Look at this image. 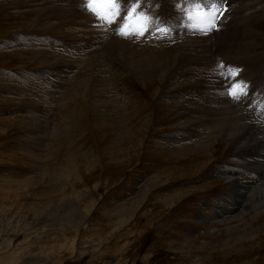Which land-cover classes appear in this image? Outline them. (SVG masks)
<instances>
[{"label":"rangeland","instance_id":"rangeland-1","mask_svg":"<svg viewBox=\"0 0 264 264\" xmlns=\"http://www.w3.org/2000/svg\"><path fill=\"white\" fill-rule=\"evenodd\" d=\"M118 2L109 23L88 0H0V250L15 244L11 264H264V197L249 193L264 191V0H140L142 36L119 34L134 0ZM42 51L128 60L83 74ZM203 59L221 101L194 88ZM237 185L248 203L226 220Z\"/></svg>","mask_w":264,"mask_h":264},{"label":"bare ground","instance_id":"bare-ground-1","mask_svg":"<svg viewBox=\"0 0 264 264\" xmlns=\"http://www.w3.org/2000/svg\"><path fill=\"white\" fill-rule=\"evenodd\" d=\"M47 1H49V0H47ZM53 2V1H52ZM55 2V1H54ZM68 4V3H67ZM57 5H59V4H57ZM77 5V4H76ZM75 5V6H76ZM171 5V4H170ZM163 6V5H162ZM60 7H62L63 8V10H65L66 11V13L69 15L70 13L71 14H73L74 12H75V8H74V6H73V4H71V5H66V3L65 4H62ZM76 8H77V6H76ZM172 8V7H171ZM37 9V8H36ZM82 9V8H81ZM50 10V9H49ZM84 10V9H83ZM41 11V10H40ZM78 11V10H77ZM162 11V10H161ZM38 12V11H37ZM80 12H81V10H80ZM241 12V11H240ZM57 13H58V9H57ZM85 13V12H84ZM174 13V12H173ZM37 14V13H36ZM48 14V13H47ZM62 14V13H61ZM60 16V15H59ZM91 16V15H90ZM41 17H42V15H41ZM77 17V16H76ZM43 18H44V15H43ZM86 18V17H85ZM88 19V18H87ZM35 20V19H34ZM37 20V19H36ZM54 20V19H53ZM238 21V20H237ZM36 22V21H35ZM55 22H57V21H55ZM54 22V23H55ZM80 23V22H79ZM92 23V22H91ZM114 23V22H113ZM237 23V22H236ZM51 24H52V22H51ZM38 25V24H37ZM68 25V24H67ZM51 26H53V25H51ZM40 28V27H39ZM81 28V27H80ZM83 28V27H82ZM36 29V28H35ZM58 29V28H57ZM90 29V28H89ZM234 30V29H233ZM76 31H77V29H76ZM75 31V32H76ZM240 31V30H239ZM50 32V31H49ZM52 32V31H51ZM187 32V31H186ZM100 33V32H99ZM228 33V32H227ZM204 34V33H203ZM58 35V34H57ZM96 36V35H95ZM101 36V35H100ZM179 36V35H178ZM193 36V35H192ZM196 36V35H195ZM204 36V35H203ZM206 36V35H205ZM219 36V35H218ZM105 37V36H104ZM208 37V36H207ZM228 37V36H227ZM50 38V37H49ZM63 38V37H62ZM96 38V37H95ZM100 38V37H99ZM192 38V37H191ZM199 38V37H198ZM202 38V37H201ZM51 39V38H50ZM66 39V38H65ZM195 39H197V38H195ZM203 39V38H202ZM224 39V38H223ZM245 39V38H244ZM54 40V39H53ZM69 40V39H68ZM91 40H92V38H91ZM105 40V39H104ZM126 40V39H125ZM231 41H233L232 39H230ZM229 40V41H230ZM239 40V39H238ZM65 41V40H64ZM78 41V40H77ZM89 41V40H88ZM102 41V40H101ZM107 41V40H106ZM119 41V40H118ZM122 41V40H121ZM120 41V42H121ZM188 41V40H187ZM197 41V40H196ZM210 41V40H209ZM227 41V40H226ZM54 42V41H53ZM69 42V41H68ZM124 42V41H123ZM203 42V41H202ZM78 43V42H77ZM104 43V42H103ZM113 43V42H112ZM126 43H127V41H126ZM125 43V44H126ZM153 43V42H152ZM160 43V42H159ZM163 43V42H162ZM189 43H191V41L189 42ZM124 44V45H125ZM154 44H155V42H154ZM198 44V43H197ZM200 44V43H199ZM205 44V43H204ZM204 44H202L203 45V50L205 51V52H207V51H209L208 50V47H206V45H204ZM88 45V44H87ZM118 45V44H117ZM151 45V44H150ZM196 45V44H195ZM195 45H193V46H195ZM64 46V45H63ZM69 46H71V45H69ZM81 46V45H80ZM110 46H111V43H110ZM129 43H128V47L127 48H125V52H126V50H127V52H128V55H127V57L129 58V61L131 62V63H133L134 61H136L137 63H139V61H141V56L140 55H138L139 53H134L133 51H135L136 52V50H132V51H130L129 50ZM155 46H156V44H155ZM208 46V45H207ZM236 46H237V44H236ZM240 46V45H239ZM76 47H78V46H76ZM88 47H90V46H88ZM95 47V46H94ZM114 47V46H113ZM131 47V46H130ZM153 47H154V45H153ZM157 47V46H156ZM192 47V46H191ZM198 48H199V46H197ZM65 48V47H64ZM73 48H75V47H73ZM109 48V47H108ZM120 48V47H119ZM187 48H189V46L187 47ZM244 48V47H243ZM50 49H52V48H50ZM63 49V48H62ZM122 49V51H123V49L124 48H121ZM121 49H119V50H121ZM140 49H141V47H140ZM154 49V48H153ZM199 49H201V48H199ZM40 50V49H39ZM39 50H37V51H39ZM47 50V49H46ZM109 50V49H108ZM116 50V49H115ZM157 50V49H156ZM202 50V49H201ZM48 51H49V49H48ZM68 51V50H67ZM84 51V50H83ZM82 51V52H83ZM145 51V50H144ZM152 51V50H151ZM153 51H155V49L153 50ZM159 51V50H158ZM186 51V50H185ZM43 52V51H42ZM62 52V51H61ZM75 52V51H74ZM70 53L68 56H64L65 57V59L64 58H59L58 56V54H56V52L55 53H49V52H43V56H45L51 63L50 64H52V62L53 61H55L56 60V62L58 61H64V62H66V65L67 64H69V61H71V62H74V64H77V62L79 63V71H80V73H83V74H85V72L86 71H88V70H92L93 68H95L96 66H101L100 67V69H102V72H104V68H106L107 66H108V68H107V70L109 69V67H110V65H111V63L110 62H112L113 63V61L114 60H116V61H118V62H120V66H119V68L118 69H120L121 70V68H123L124 67V60H128V58L126 57V56H121V57H117L116 55H114V57L113 56H109V59L111 60V61H109V62H107V63H105V64H100V59H95V60H91V59H87L86 57H84V58H80V56H76L75 55V53ZM82 52H81V54H82ZM85 52V51H84ZM126 52V53H127ZM137 52H139V50L137 51ZM146 52V51H145ZM161 52V51H160ZM177 52H179V51H177ZM177 52H175L176 54H177ZM39 53H41V52H39ZM67 53V52H66ZM124 53V52H123ZM122 53V54H123ZM141 53H142V51H141ZM148 53H149V57H150V55H155L156 54V52L155 53H153V54H150V52L148 51ZM147 53V54H148ZM211 53V52H210ZM88 54V53H87ZM102 54V53H101ZM119 54H121V53H119ZM125 54V53H124ZM145 54V53H144ZM180 54V53H179ZM195 54H196V52H195ZM198 54H200V53H198ZM112 55V54H111ZM161 55L162 54H159V52L156 54V57L155 56H153V57H155V58H161ZM181 55V54H180ZM188 55V54H187ZM36 56H37V54H36ZM104 56V55H103ZM107 56H108V54H107ZM118 56H120V55H118ZM134 56V57H133ZM174 56V59H172L173 60V65H174V61L176 62V61H178V60H182L183 62L184 61H186V59H182V58H180L178 55H173ZM189 56V55H188ZM211 56V55H210ZM42 57V56H41ZM82 57V56H81ZM148 57V56H147ZM194 58H195V56H193ZM200 57V56H199ZM104 58V57H103ZM124 58H126V59H124ZM145 58V57H144ZM187 58V57H186ZM47 60V61H48ZM146 60V59H145ZM154 60V59H153ZM188 60H190V59H188ZM192 60V59H191ZM194 60V59H193ZM196 60V59H195ZM252 60V59H251ZM144 61V60H143ZM150 61V60H149ZM148 61V62H149ZM157 61H159L158 59H157ZM167 63H168V61H166ZM179 62V61H178ZM182 62V63H183ZM196 62V61H195ZM42 63H46L45 61L43 62L42 61ZM49 63V62H48ZM104 63V62H103ZM110 63V64H109ZM157 63V62H156ZM162 63V61L160 62V64ZM186 63H187V61H186ZM190 63V62H189ZM193 63V62H192ZM207 63H210L209 62V60H207V59H205V61H204V59L200 62V67H202L203 65L205 66V64H207ZM61 64V63H60ZM73 64V63H72ZM150 64V63H149ZM159 64V65H160ZM177 64V63H176ZM185 63H183V66H185L184 65ZM78 65V64H77ZM145 65V64H144ZM147 65V64H146ZM146 65H145V67H146ZM156 65V64H155ZM159 65H157L158 66V68L160 69V71L162 72V73H165V70H170L171 68H169V67H167V69H165V70H163V67H165V66H163V67H159ZM162 65V64H161ZM41 66V65H40ZM72 67H73V65H71ZM74 66H76V65H74ZM133 66V65H132ZM131 65H129V67H132ZM137 66H139V64L137 65ZM141 66V65H140ZM195 66V65H194ZM193 66V67H194ZM55 67V66H54ZM63 67V66H62ZM104 67V68H103ZM145 67H144V69H145ZM151 67L152 68H154L155 69V67H153L152 65H151ZM173 67V66H172ZM199 67V66H198ZM206 67V66H205ZM64 68V67H63ZM69 68H70V66H69ZM75 68V67H74ZM77 68V67H76ZM99 68V67H98ZM141 68V67H140ZM176 68H177V66H176ZM185 69H186V67H184ZM191 68V67H190ZM216 68V67H215ZM214 68V69H215ZM157 69V68H156ZM214 69L211 67V64H207V67H206V75L205 76H202L201 74H199V76L201 75L202 77H198V78H195V81H193L194 82V88L195 87H198V88H200L201 89V91L203 90V87H204V89H207L208 90V92H207V94L209 95V94H211L212 92L214 93H212L213 95H210V96H212V97H215L216 96V98L219 100V101H221L220 100V97H221V95H222V90H221V87H220V83L218 82V77L216 76V74H215V72H213L214 71ZM72 70H73V68H72ZM71 70V71H72ZM113 70V69H112ZM131 70V69H130ZM152 70V69H151ZM197 70V69H196ZM201 70H205V68H201ZM174 71V70H173ZM188 71V70H187ZM42 72V71H41ZM77 72V71H76ZM99 72V71H98ZM142 72V70L139 72V73H141ZM147 72V71H146ZM176 72V71H175ZM185 72V71H184ZM94 73H95V71H94ZM134 73V72H133ZM170 73V72H169ZM169 73H167V74H169ZM71 74V73H70ZM91 74H92V72H91ZM96 74H98V73H96ZM167 74H164L165 76H167ZM180 74V73H179ZM178 74V75H179ZM187 74H189V73H187ZM53 75V74H52ZM74 75H75V73H74ZM104 75V74H103ZM147 75V74H146ZM145 75V76H146ZM156 75V74H155ZM161 75V74H160ZM163 75V74H162ZM45 76H47L46 74H45ZM92 77V80L90 81V85L91 86H95V83H97L96 84V86H99L100 85V83H101V80H98L99 79V76L97 77L96 75H91ZM158 76V75H157ZM69 77H70V75H69ZM68 77V78H69ZM112 77V76H111ZM162 77H164V76H162ZM48 78V77H47ZM75 78V77H74ZM185 78V77H184ZM187 78V77H186ZM218 78V79H217ZM70 79V78H69ZM78 79V78H77ZM84 81H85V78H82ZM82 79H81V81H82ZM88 79V78H87ZM136 79V78H135ZM168 79V78H167ZM71 80V79H70ZM76 80V79H75ZM80 80V79H79ZM146 80V79H145ZM157 80H159L158 78H157ZM165 80V79H164ZM186 80V79H185ZM73 82H74V80H72ZM78 81V80H77ZM84 81H82V82H84ZM88 81V80H87ZM173 81V80H172ZM70 82V81H69ZM76 82V81H75ZM89 82V81H88ZM95 82V83H94ZM144 82V81H143ZM168 82V81H167ZM78 83H80V81L78 82ZM174 83H175V81H173V85H174ZM190 83V82H189ZM192 83V82H191ZM71 84H72V82H71ZM181 84V83H180ZM180 84H176L177 86H179ZM186 84H188V83H186ZM73 85V84H72ZM162 85V84H161ZM185 85V84H184ZM187 86V85H186ZM203 86V87H202ZM174 87V86H173ZM172 87V88H173ZM184 87V86H183ZM190 87H193V86H190ZM125 88V87H124ZM171 88V87H170ZM188 88V87H187ZM194 88H193V90H194ZM195 89V90H198V91H200L199 89ZM169 89V88H168ZM192 90V89H191ZM192 90V91H193ZM200 91V92H201ZM196 92V91H195ZM39 93V92H38ZM43 93V92H42ZM183 93V92H182ZM187 93V92H186ZM199 93V92H198ZM203 93V92H202ZM31 94V93H30ZM41 94V93H40ZM196 94V93H195ZM194 94V95H195ZM197 95V94H196ZM203 96V94L202 95H197L196 97H202ZM169 97V96H168ZM188 97V96H187ZM112 98V97H111ZM189 98V97H188ZM194 98V97H193ZM192 98V99H193ZM48 99V98H47ZM203 99V98H202ZM34 100V99H33ZM166 100V99H165ZM201 100V99H200ZM204 100H206V99H204ZM223 100V102L224 103H229V101H226V100H224V99H222ZM39 101V100H38ZM181 101V100H180ZM202 102H203V100H201ZM208 101V100H207ZM51 102V101H50ZM167 102V101H166ZM176 102H179V101H176ZM185 102V101H184ZM192 102H193V100H192ZM195 102V101H194ZM42 103V102H41ZM173 103H175V102H173ZM183 103V102H182ZM209 103V102H208ZM38 104V103H37ZM43 104V103H42ZM196 103H192V105H195ZM199 104V103H198ZM234 104V103H233ZM233 104L232 103H229L228 105H230V112H231V114L234 116V118H239L237 115H234V113H237V114H239L238 112H240V111H238V107H234L233 106ZM163 105V104H162ZM201 105V104H200ZM208 105V104H207ZM218 105V104H217ZM169 106V105H168ZM180 106V105H179ZM183 108L185 107V105H181ZM199 106V105H198ZM206 106V105H205ZM220 106V105H219ZM227 106V105H226ZM145 107V106H144ZM203 107V106H202ZM176 108V107H175ZM205 108V107H204ZM208 108V107H207ZM180 109V108H179ZM202 109V108H201ZM222 109V108H221ZM177 110V109H176ZM192 110V109H191ZM206 111H207V109H205ZM204 110V111H205ZM214 110V109H213ZM224 110V109H223ZM242 110V109H241ZM181 111V110H180ZM179 111V112H180ZM198 111V110H197ZM201 111H203V110H201ZM190 112V111H189ZM192 112V111H191ZM196 112V111H195ZM200 112V111H199ZM208 112V111H207ZM212 112V111H211ZM217 112V111H216ZM201 113H203V112H201ZM179 114V113H178ZM209 114V113H208ZM218 114V113H217ZM226 119L228 120V119H230V118H233L232 116H231V114H229V112H226ZM186 114L183 112L182 113V116H185ZM192 115V114H191ZM201 115V114H200ZM180 117H182L181 115H179ZM187 117V116H186ZM185 117V118H186ZM190 117V116H189ZM216 117V116H215ZM211 118V117H210ZM208 119V120H210V122H211V126H212V128L213 129H216V130H218L219 132H221V129H223V126H220V124L218 123V122H213V120H211V119ZM245 118H246V116H245ZM199 119V117H196V120L194 119V120H187V119H185L184 121L185 122H188V124H190V125H194V124H196V126H198L199 124H197V122L199 121V122H201V125L200 126H204V125H206V128L205 129H211V126H210V124H206V123H204L203 121H201V120H198ZM144 120V119H143ZM203 120H205V119H203ZM218 120V119H217ZM239 120V119H238ZM245 122V121H244ZM242 124V123H241ZM248 125V124H247ZM228 126L229 125H227V128H228ZM245 126V125H244ZM250 126V125H249ZM195 127V126H194ZM247 127V126H246ZM251 127V126H250ZM188 128V127H187ZM199 128V127H198ZM224 128H226V127H224ZM192 129V128H191ZM190 129V130H191ZM251 129H252V127H251ZM188 130V129H187ZM194 130H196V129H194ZM243 132H244V130H242ZM196 132V131H195ZM210 132H211V130H210ZM227 132H229V131H227ZM235 132V131H234ZM253 132V131H252ZM185 133H186V131H185ZM199 133V132H198ZM214 133H215V131H213V134H212V136L214 135ZM233 135V134H232ZM250 135H252V134H250ZM254 135V134H253ZM259 135V134H258ZM194 135H190V136H188V137H193ZM202 136V135H201ZM204 136V135H203ZM221 137V136H220ZM220 137H218V138H220ZM226 137V136H225ZM230 137V136H229ZM247 137V136H246ZM252 137V136H251ZM250 137V138H251ZM259 137H262V136H259ZM233 138H234V136H233ZM257 138V137H256ZM224 139V138H223ZM261 139V138H260ZM200 140H202V139H200ZM226 140H228V139H226ZM198 141V140H197ZM229 141V140H228ZM227 141V142H228ZM244 141V140H243ZM256 141V140H255ZM254 141V142H255ZM261 141V140H260ZM210 142V141H209ZM219 142V141H218ZM223 142V141H222ZM230 142H231V140H230ZM262 142V141H261ZM207 143V142H206ZM240 143V142H239ZM242 143H245V142H242ZM257 143V142H256ZM218 144V143H217ZM235 144V143H234ZM248 145V144H247ZM250 145V144H249ZM204 146V145H203ZM234 147V146H233ZM237 147V146H236ZM246 147V146H245ZM251 147V146H250ZM238 148H239V146H238ZM245 149V148H244ZM237 150V149H236ZM243 154V153H242ZM260 176V175H259ZM227 181L229 182V183H231L232 181H233V177L232 176H227ZM243 186V185H242ZM232 188H234V187H232ZM237 188H238V185H237V187H235V189H236V191H237V193H238V199L237 200H239L237 203H230L229 205H228V209H226L225 211H221V212H218V214H216V215H219L220 217H226V220H228L230 217H233L235 214H238L239 212H238V210H242V212H243V210H244V205L242 204V203H248V201H247V196L248 195H246V191H243L242 190V192L240 191V190H237ZM261 191L262 190H260L258 187H255L254 188V186H253V189L251 190V191H249V193H250V196H251V198L253 199V200H258V201H260L261 200V196H263L264 197V191H263V193H261ZM248 194V193H247ZM258 198V199H257ZM233 204H238L235 208L234 207H232L233 206ZM235 206V205H234ZM251 206V205H250ZM256 205H253V207H255ZM262 207V206H261ZM221 210V209H220ZM249 210V209H248ZM234 213V215H231V214H233ZM244 213V212H243ZM204 215V214H203ZM224 217V218H225ZM204 218H206V216L204 215ZM222 221V220H221ZM224 222V221H223ZM72 240V239H71ZM9 242V245L7 244V245H5V246H3L2 248H1V250H0V264H11V263H8L7 261H9V260H18V259H20L21 260V255H20V258H18V253H16V250H14V251H3V248H5V249H13V248H15V244H12L11 243V241L9 240L8 241ZM5 254V255H4ZM17 254V255H16ZM27 257H29V255L27 254ZM48 261L47 260H44V261H42L41 263H38V264H48L47 263Z\"/></svg>","mask_w":264,"mask_h":264},{"label":"snow or ice","instance_id":"snow-or-ice-1","mask_svg":"<svg viewBox=\"0 0 264 264\" xmlns=\"http://www.w3.org/2000/svg\"><path fill=\"white\" fill-rule=\"evenodd\" d=\"M87 7L99 19L109 23L112 22L113 16L120 11L118 0H88ZM139 7L140 0H134L128 9L125 23L121 27L119 34L127 36L135 33L142 36L148 30L149 17L144 13H138ZM233 98L237 97L233 94Z\"/></svg>","mask_w":264,"mask_h":264}]
</instances>
